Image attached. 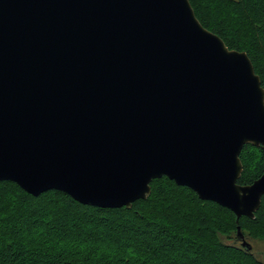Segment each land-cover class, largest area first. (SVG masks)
I'll use <instances>...</instances> for the list:
<instances>
[{
  "label": "water",
  "instance_id": "1",
  "mask_svg": "<svg viewBox=\"0 0 264 264\" xmlns=\"http://www.w3.org/2000/svg\"><path fill=\"white\" fill-rule=\"evenodd\" d=\"M264 89L188 0H0V182L130 209L166 177L253 220ZM237 226L236 237L247 251Z\"/></svg>",
  "mask_w": 264,
  "mask_h": 264
},
{
  "label": "trees",
  "instance_id": "2",
  "mask_svg": "<svg viewBox=\"0 0 264 264\" xmlns=\"http://www.w3.org/2000/svg\"><path fill=\"white\" fill-rule=\"evenodd\" d=\"M198 22L229 50L245 52L264 89V0H188ZM237 184L249 185L264 171L260 148L248 144L239 155ZM130 209L80 204L59 191L36 197L16 184L0 182V264H261L232 240L264 242V196L253 220L200 200L166 177ZM237 239V237H236Z\"/></svg>",
  "mask_w": 264,
  "mask_h": 264
},
{
  "label": "rangeland",
  "instance_id": "3",
  "mask_svg": "<svg viewBox=\"0 0 264 264\" xmlns=\"http://www.w3.org/2000/svg\"><path fill=\"white\" fill-rule=\"evenodd\" d=\"M245 241L249 243L252 247L251 253L253 256L256 258V260L264 264V242L261 241H254L252 239H249L247 236L244 235ZM223 243L229 244L232 246H237L241 247V241L236 239V235L233 234L232 240H227V239H222ZM171 258H176V259H167L165 260V264H185L184 261L180 256H171ZM216 264V262H215Z\"/></svg>",
  "mask_w": 264,
  "mask_h": 264
},
{
  "label": "flooded vegetation",
  "instance_id": "4",
  "mask_svg": "<svg viewBox=\"0 0 264 264\" xmlns=\"http://www.w3.org/2000/svg\"><path fill=\"white\" fill-rule=\"evenodd\" d=\"M254 241H260V240H254ZM261 242H262V241H261ZM251 250H252V247H251ZM251 250H250V251H251ZM254 258H255V257H254ZM255 259H256V258H255Z\"/></svg>",
  "mask_w": 264,
  "mask_h": 264
}]
</instances>
